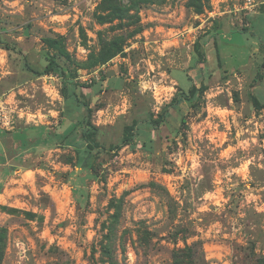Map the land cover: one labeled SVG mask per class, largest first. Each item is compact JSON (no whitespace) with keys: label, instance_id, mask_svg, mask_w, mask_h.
<instances>
[{"label":"rangeland","instance_id":"obj_1","mask_svg":"<svg viewBox=\"0 0 264 264\" xmlns=\"http://www.w3.org/2000/svg\"><path fill=\"white\" fill-rule=\"evenodd\" d=\"M263 59L264 0H0V264H260Z\"/></svg>","mask_w":264,"mask_h":264},{"label":"trees","instance_id":"obj_2","mask_svg":"<svg viewBox=\"0 0 264 264\" xmlns=\"http://www.w3.org/2000/svg\"><path fill=\"white\" fill-rule=\"evenodd\" d=\"M194 47L196 49H198L199 42L196 41L194 43ZM217 52H218V50H217ZM56 66H57L56 61L54 59H50L48 65H47V68H45V71H49V70L51 71ZM262 68H263L262 77H264V59H263V63H262ZM195 91H196L195 87H191L189 89V93L191 95H193L195 93ZM62 96L67 97L68 93L66 91H62ZM251 101L256 108H264V102H261L255 95L251 96ZM76 106H78V105H76ZM79 121H80V124L82 125L81 137L86 142L87 148H89L90 150H94L95 148L98 147V143L95 141V135H96L95 127L92 126V124L85 118H81ZM134 125L135 124L133 122L132 124L124 127V132H123V136L121 139L122 144H128L132 140L131 131L134 128ZM259 263L264 264V258L261 259Z\"/></svg>","mask_w":264,"mask_h":264}]
</instances>
